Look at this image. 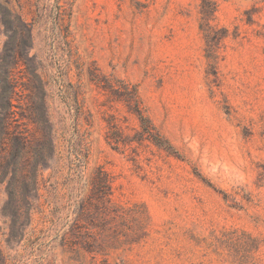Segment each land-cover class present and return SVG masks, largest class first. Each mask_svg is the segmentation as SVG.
Here are the masks:
<instances>
[{"label":"rangeland","instance_id":"obj_1","mask_svg":"<svg viewBox=\"0 0 264 264\" xmlns=\"http://www.w3.org/2000/svg\"><path fill=\"white\" fill-rule=\"evenodd\" d=\"M0 264H264V0H0Z\"/></svg>","mask_w":264,"mask_h":264},{"label":"trees","instance_id":"obj_2","mask_svg":"<svg viewBox=\"0 0 264 264\" xmlns=\"http://www.w3.org/2000/svg\"><path fill=\"white\" fill-rule=\"evenodd\" d=\"M157 145H159L158 143H156Z\"/></svg>","mask_w":264,"mask_h":264}]
</instances>
